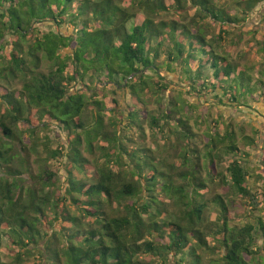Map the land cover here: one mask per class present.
I'll return each mask as SVG.
<instances>
[{
	"label": "trees",
	"instance_id": "16d2710c",
	"mask_svg": "<svg viewBox=\"0 0 264 264\" xmlns=\"http://www.w3.org/2000/svg\"><path fill=\"white\" fill-rule=\"evenodd\" d=\"M169 1L172 2L168 3ZM259 1L261 0H246L244 14ZM74 4L77 5L72 11ZM188 5L195 9L193 16L187 13ZM169 11L177 19H163L161 15ZM139 16L142 19L140 23H134ZM206 18L222 23L219 34L209 39L203 26ZM68 20L78 26L74 35L65 36L59 32L47 31L34 42H25L27 35L34 28H39L38 24L48 21L60 26ZM238 21L240 20L236 15L217 8L214 0H130L126 6H122L117 0H0V47L5 44L6 33L15 36L8 53L9 61L3 62L1 71L7 79L5 85L11 83V78L18 77L22 83L21 98H16L13 92L1 97L6 104V111L0 117V130L6 138H13L12 125L25 120L30 125L27 127L29 136L33 138L36 134L35 127L40 122L45 127L56 122L69 134L76 135L75 129H80V135L84 137L90 152L93 145L91 141L95 137H102L107 142L120 141L115 136L116 129L113 137L106 134L100 117H95L94 123H91L97 125L98 133L88 132L93 126L90 129L84 127V111L95 92L86 97L85 93L74 89V84L77 79L83 80L91 70L97 74L103 72L110 83L117 84L120 79L121 85L139 99L151 92V84L157 91L165 90L166 77L162 72L165 68L170 70L175 66L187 72L185 79L190 82L187 86L191 87L195 96H206L208 91L219 88L229 101L237 102L240 98L252 95L256 84H260L264 90V77H254L253 71L249 75L246 71L251 69H245L232 77L237 65L217 51L214 42L224 41V36L229 35L227 24ZM258 44L261 52H255V56L262 58L264 33ZM66 49L67 53L60 52ZM42 58L51 62V68L46 73L39 70ZM30 65L33 66L32 69ZM262 67L258 75H264V62ZM154 76L157 79L154 80ZM238 80L245 83L239 86ZM223 82H231L232 85L224 87ZM93 103L100 106V101L95 100ZM176 108L179 113L180 108ZM162 110L165 122L172 120L173 111ZM30 112L37 115V125L31 122ZM135 114V111H128L126 114L130 125L136 124ZM179 122L185 128L183 122ZM110 125L115 127L116 123L112 122ZM151 125L159 127L158 116L151 117ZM227 135L233 136L231 132ZM223 139L224 137L217 142L212 139L210 142L216 146V143L222 144ZM73 142L76 144L74 153L81 156L77 147L81 144V138L76 135ZM118 144L121 145V142ZM209 144L206 145V167L208 174H212L215 169L212 165L214 150ZM24 148L21 147V151L25 152ZM234 148L232 143L228 146L231 152ZM14 149L9 142L0 140V164L4 165L5 170L0 174V235L5 229L8 231L10 245L18 248L15 254L17 260L24 256L20 251L22 248L26 254L31 253L29 246L40 235L39 227L43 225V218L48 226H52L50 218L46 216L51 209L54 218L62 217L63 221L73 226L64 234L66 239L64 238V244L59 249L56 248L59 243L58 233L54 232L49 239V244L53 243L55 248L52 251L47 246L42 258L54 264H156L155 259L150 256H178L181 253L183 256L188 254V259L193 264H199L196 247L207 246L206 236L215 238L219 235L217 241L224 247L225 254L220 257L221 263L218 264H254L245 261L244 254L249 255L250 260H255L254 255H258L257 259L264 262V256L260 255V251H264V222L258 219L255 224L241 228L229 226L228 208L221 197L214 198L219 207L214 232L209 228L204 231L201 229L206 204L202 202L193 205L192 200L194 192L207 185L190 170L181 169L178 172V176L189 183L176 184L171 174L157 169L153 159H142L138 151H135L130 155L129 161L135 162L136 175L145 182L142 185L132 175L127 176L121 170L114 171L111 168L113 163L121 165L119 153L116 156L104 154L105 161L96 167L93 182L76 180L69 175L62 193L57 187L58 174L51 169L42 170L38 184L22 185L23 179L18 177L22 171L14 169L12 163L18 157L21 168L28 171L24 166L28 159L20 152H13ZM31 149L35 153V146ZM101 149L105 150L104 147ZM44 151L47 159L59 155L58 149H51L47 145ZM67 156L70 163L71 158L68 154ZM184 159L188 160V157ZM226 171L227 177L220 173L222 179H229L236 193L247 199L252 208L258 209L262 202L245 184L248 170L235 159L229 163ZM7 176L13 179L9 181ZM129 178L131 179L128 180ZM157 182L161 184L160 191L169 200V205L173 206L171 209L164 199H159L156 195ZM46 187L49 189H45ZM66 196L73 204L82 205L78 208L82 214L93 219L95 226H88L84 230L76 216L67 212L59 213L60 204ZM113 203L116 207L112 210ZM105 205L106 208L109 207V211L105 209ZM165 214L167 218L161 219ZM259 231L263 232L262 245H258L256 241ZM164 235L167 242L161 241ZM157 236L161 237L159 241L153 239ZM189 245V251L184 253ZM145 254L150 255V259L147 260ZM181 260L182 264L183 258ZM0 264L8 263L0 259Z\"/></svg>",
	"mask_w": 264,
	"mask_h": 264
},
{
	"label": "rangeland",
	"instance_id": "374dc122",
	"mask_svg": "<svg viewBox=\"0 0 264 264\" xmlns=\"http://www.w3.org/2000/svg\"><path fill=\"white\" fill-rule=\"evenodd\" d=\"M117 1L122 6H126L129 4L130 0ZM171 2L172 1H169L168 3ZM214 3L217 8L226 11L230 15H236L240 20L227 24L228 27H226V29L229 30V35L224 36V41H213L215 45H217V51L220 54H225L233 64H243L248 69H251L247 71L249 75H251L253 71L252 75L254 77L260 76L263 78L264 75L258 74L263 69L262 63L264 62V57H255L254 53L261 52L259 51L260 45L258 43L262 39L264 33V0L257 2L253 8L247 10L246 14H244L243 9L246 0H214ZM76 5L77 4H74L72 6V11ZM187 9L188 15L193 16L195 9L190 5H188ZM161 16L165 20L177 19V16L170 11L163 13ZM141 20L139 16L134 23L138 24ZM203 24L207 35L206 37L209 39L219 34L222 23L206 18ZM37 26L39 27L38 29L34 28L31 33L27 35V39L25 40L27 44H29V42H34L36 38L47 31L59 32L65 36H69L74 35L75 30L78 28V26L73 25L69 20L67 23L60 26L52 25L48 21L42 22ZM13 37L15 36L6 33L4 37L5 44L0 47V117L2 114L5 115L6 111V104L1 100L3 95L5 96L13 92L16 98L22 97V83L20 77L11 78V83L7 86V84L5 85V80H7L5 79L6 76L3 75L1 71L4 66L3 62L9 61L8 53L12 49ZM21 39H23V37H21ZM67 51L66 49L60 52L63 54L67 53ZM30 68L32 69L33 66L30 65ZM50 68L51 62L42 58L39 70L46 73ZM70 69L71 67H69V70ZM172 69L181 72L180 79L170 70L168 75L162 72L163 76L166 77L165 90L157 91L154 85L151 84V92H149L146 97L140 96V99L133 96L125 86H122L120 79L117 84L115 82H107L103 72L97 74L91 70L86 73L83 80L77 79L76 84H74V89H78L79 93H85L86 97H89L90 94L95 92L94 98H89L91 99L90 104H88L84 111V127L89 129L92 126L94 128L96 127V129H90L88 132L91 134L98 133L99 128L97 125L94 124V126L91 123H94L93 120L95 117L96 119L100 117L106 134L110 137L116 134L115 136L120 139V141L115 140V142H107V140L102 137H95L91 141L93 145L92 151L90 152L87 150L84 137L80 135L82 131L80 129H75L76 135L81 138V144L77 146L81 152V156H77L76 153H74L76 148V144L73 142L74 137H76L75 134H69L66 130L61 128L59 123L56 124V122H51L46 127L43 126V123L36 121L37 115L34 112L29 113V116L32 117L31 122L35 125L39 124L36 126L37 128L35 127L36 134L33 138L29 136L27 127H30V125L25 120H20L16 125H12L14 131L13 138H6L0 130V140L9 142L10 145L15 147L13 152H20L22 156L25 155L28 159V163H24L28 171H24V169L21 168L18 157H16L12 163L14 169L22 171L18 176L23 179L22 185L31 186L33 184H38L40 173H43L42 170L51 169L57 172L59 177L57 187L64 193L69 175L76 180H84L85 182L91 183L94 181L96 167L105 161L103 155L109 154L116 156L117 153L120 154L121 165L113 163L111 164V168L114 171L121 170L124 175H132L133 179L140 180L141 184L144 185V180L138 178L136 175L135 162L131 161L130 163L129 161L131 158L130 155L138 151V155L142 159L146 157L153 159L159 171L165 174H171L176 184L186 185L189 183V181L178 176V172L181 169L192 171L196 177L206 183V188H199L194 192L195 196L193 197L194 200H192L193 205H199L202 202L206 204L203 212L204 224L201 227L203 231L207 228L213 231L217 225H215V223L219 217V207L214 201L218 196L221 197V200H223L228 208L227 221L229 226L241 228L248 224H255L258 219L264 222V90L262 86L256 84L252 89L254 91L252 95L240 98L241 100L239 99L237 102L229 101L228 97H226L222 91H208L206 96H195L194 92L190 89L191 87H186L190 82H184V80H187L185 79L188 75L187 72L182 70L179 66H175ZM164 70H166V68ZM153 79L155 80L157 78L154 76ZM241 83L244 84L245 81H237L239 86H241ZM228 85L231 86L232 83H222L224 87ZM233 86L235 90V85ZM216 95L219 97H216ZM95 100L100 101L99 107L93 103ZM141 100L143 102H141ZM174 104H176V106H174ZM176 107L180 108L179 113L176 112ZM162 108L166 110L171 109L173 111L172 120L167 123L163 118ZM183 110H188L189 112L185 113ZM128 111L136 112V124H129L126 115ZM25 116L27 117L28 114ZM152 116L159 117V127L151 125ZM179 121L183 122L185 128L181 127ZM112 122L116 123L115 127L110 125ZM115 129L117 132L114 134ZM228 132H231L233 136L229 137L227 135ZM217 133L220 135L217 136ZM223 137L222 144L216 143ZM212 139L216 140L215 143L218 145L214 146L211 144L210 141ZM20 140L23 142L21 143ZM119 142H121V145L118 144ZM208 143H210V148L213 147L214 150L212 153L214 155L212 165L215 167V169L212 170L213 175L208 174L206 167L208 164V162L206 163V159H208V157H206V145ZM231 143L235 145L233 152L228 150V146ZM45 145L51 149H58L59 155L47 159V153L44 151ZM70 145L74 146L72 147ZM34 146L35 153L31 149ZM21 147H25V152L21 151ZM102 147H104L105 150H102ZM67 154L71 158V164L69 163ZM184 157H188V160H185ZM235 159H237L249 172L245 184L249 191L262 202V205L259 206L258 209L252 208L247 199L236 193L231 187L229 179L224 181L222 176H220V173H222V175L227 177L226 168L229 163ZM85 161L86 163H84ZM135 161L140 162L137 159H135ZM183 162L185 165H182ZM3 166V164H0V174L1 172H5ZM83 167L85 168L84 171ZM145 170L144 173H146ZM78 171L83 172L81 173ZM6 178L9 181L13 179L9 176ZM130 179L131 178L128 180ZM160 186L161 184H159V182L155 184L156 195L159 196V199H164L165 204L169 205L170 202L166 199L164 193L160 191ZM193 187H196V185ZM45 189L48 190L49 188L46 187ZM199 193H201L200 196ZM78 206L82 205L73 204L70 198L66 196L64 197V201L60 204L59 213L62 214L67 212L70 215L76 216L78 218V223H82L84 230L88 229V226H95L93 219L82 214ZM115 207L116 204L113 203L111 209L113 210ZM172 207L171 204L168 206L169 209ZM176 207L175 210H177ZM105 209L109 211V207L106 208V205ZM50 210L46 213V216L50 218L49 222H51L52 226L46 224L45 218L42 219L43 225L39 227L40 235L37 236L35 242L31 243L29 246L31 253L26 254V252H24L25 250L22 248L20 251L24 256L21 260L15 258L18 248L14 245H10L11 242L9 240L11 238L8 236V231L3 228L5 230L0 235V259L2 262L8 264H54L50 260L42 258V254L47 251V246L51 247L52 251L55 248L53 243L51 245L49 244V239L52 238L51 236L54 232H57L59 243L56 248L58 247L57 249H59L64 244V234L68 232V229H72L73 226L69 222L63 221L62 217L54 218V213ZM166 218V214L161 216V219ZM257 236L256 241L258 245H262L263 232L259 231V235ZM218 237H220V235L215 238L206 236L207 246L204 248L196 247V255L199 257V264L221 263L220 257L225 254V250L224 247L218 243ZM160 238L161 237L157 236L153 239L159 241ZM161 241L167 242L166 235L161 238ZM192 245L196 246V244ZM190 247L189 245L184 250V253H187ZM49 254L48 251V256ZM187 255L188 254H185V256H183L181 253L178 256L167 254L163 257H153L145 254L144 257L147 260L150 259V257L154 258L156 264H181L182 258V264H193V261H189ZM260 255L264 256V251H260ZM254 258L255 260H250V256L244 254L245 261L250 263L254 262V264H264L261 259H257L258 255H254Z\"/></svg>",
	"mask_w": 264,
	"mask_h": 264
},
{
	"label": "crops",
	"instance_id": "0c3cea01",
	"mask_svg": "<svg viewBox=\"0 0 264 264\" xmlns=\"http://www.w3.org/2000/svg\"><path fill=\"white\" fill-rule=\"evenodd\" d=\"M254 55H255V53H254ZM256 57V56H255ZM245 69H248L246 66H244L243 64H241V65H237V69H236V72L234 73V74H232V77H234V76H236V75H238L239 74V72H241V71H244ZM170 71L171 72H173V73H175V76H177V78L178 79H180V77H181V72L180 71H177V70H173V69H170ZM169 70H165L164 72H165V74H169V72H170ZM247 72V71H246ZM171 80V79H170ZM184 82L186 83L187 82V80H184ZM185 86V85H184ZM187 88H188V86H186ZM215 91H223V90H220L219 88H217Z\"/></svg>",
	"mask_w": 264,
	"mask_h": 264
}]
</instances>
